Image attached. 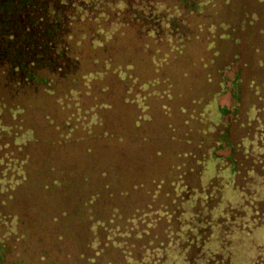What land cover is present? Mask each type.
Returning a JSON list of instances; mask_svg holds the SVG:
<instances>
[{
    "label": "trees",
    "instance_id": "trees-1",
    "mask_svg": "<svg viewBox=\"0 0 264 264\" xmlns=\"http://www.w3.org/2000/svg\"><path fill=\"white\" fill-rule=\"evenodd\" d=\"M171 1L176 18L165 0H0V264H264V0H248L247 13L233 11L238 0L214 4L241 15L218 23L217 41L230 67L243 58L252 72L233 111L216 99L223 91L239 97L240 71L229 88L217 69L206 78L214 91L183 98L184 107L163 104L157 116L146 104L125 107L110 122L111 112L102 119L110 104L96 105L84 110L88 122L76 117L84 127L56 122L47 107L40 117L48 135L35 152L5 141L19 139L14 129L32 130L18 122L28 105L75 87L83 61L100 63L96 53L84 57L85 46L105 55L104 41L118 36L155 45L160 70L170 55L182 58L189 38L178 13L187 6ZM129 68V60L118 66ZM160 70L151 85L171 101L175 87L161 86L174 78ZM30 186L43 195L35 203L20 197Z\"/></svg>",
    "mask_w": 264,
    "mask_h": 264
},
{
    "label": "rangeland",
    "instance_id": "rangeland-1",
    "mask_svg": "<svg viewBox=\"0 0 264 264\" xmlns=\"http://www.w3.org/2000/svg\"><path fill=\"white\" fill-rule=\"evenodd\" d=\"M216 2L218 4L220 0H185V5L183 7H187L184 9V12H187L186 14L189 17L187 19L185 15H182V13H184L183 10L182 12L179 11L178 16L183 22L180 26H182V29L188 34L187 37L189 38V41L187 47L184 49L182 58L178 55V58L173 59V56L170 55L168 59H171V64H169L168 67L162 66L161 70L159 69L160 65H156L155 62L161 60L163 49L156 47L155 45L149 46L147 45L148 43L145 42L141 43V45H133L129 38L118 36L110 42L104 41L108 46L109 51L108 54L103 55L100 53L101 50L99 48L92 50L93 47L88 44L89 46H85L83 51L84 57L88 60L89 57H94V54L96 53L100 63H97V65L94 64L96 67L93 68L92 65L94 61H91V59L86 63L83 61V65L77 74L78 78L76 79L75 87H71L66 93L60 92L52 96L50 99L43 97L34 106L28 105L26 108L28 111L18 114V122L20 121L19 118H22L25 122H28V125H31L33 132L32 130L24 131L21 129H14L13 133L15 134V132H17L19 134V139L14 140V138L9 139V137H6L5 141L16 145L29 144L27 146L28 148L26 147L24 149L27 151L26 153L35 152L38 147V143L36 142L38 136L42 137L43 135H48L47 132H43L44 120L40 117L43 115L42 112H44V109L47 110V107L51 108V113H55L52 117L57 118L55 120L56 122L61 121L64 123L71 122L72 120V122L78 125H80V123L76 121V117L81 123L88 122L90 118L84 117V110L88 109V112H90L91 115L95 110L96 105L110 104L112 108H108L102 114V119H105L111 112L112 117H110V115L107 117H110L108 120L110 122H114L116 118L120 119L121 117H124L123 113L125 112V107L126 110L129 109V107L142 108V105L146 104L151 108L150 113L156 114L155 116L158 115L157 113H161L165 110L164 108H161L163 104H168L171 108L176 109L178 103H181L182 99L185 98L184 93L189 92L190 88L196 90L197 88L204 89L205 87H209L206 78L208 76L207 73H210L212 69L209 67L208 71H206L207 69L204 67L206 65L205 63H207L208 66L210 65L208 63L210 58H213L215 50H220V55H223L220 58L221 61L219 62L218 69L224 68L226 70L224 71V74L227 76V79H230L234 70H230V66L228 65L229 58L224 55L227 49L226 43L224 42L222 44L221 41H217L219 33L218 23L224 22L228 18L241 20V15H230L228 13L230 11L228 6H225L224 3L215 6L214 4ZM238 2L239 3L235 4L237 6H235V8L233 7V11L239 7L240 9H237V11L247 13L249 8L245 9L244 6L249 3L248 0H238ZM174 5L175 3L171 0H165L166 11L168 13L174 12L173 16L176 18L175 12L178 11L176 9L180 8H178V6L177 8H174ZM43 18L46 17L44 16ZM186 19L187 22H185ZM205 28H208L206 32ZM81 42L85 45L84 40H81ZM214 43H217L219 47L215 49L213 47ZM100 46L102 47V45ZM244 49L245 45L243 43L240 46H237L238 53H243ZM158 52H160V54ZM149 53L151 54L149 55ZM163 58L167 59V56L164 55ZM128 60L130 63L134 64V69L129 68L120 71L118 66L125 64ZM149 62H151V64ZM108 63L111 64L107 65ZM236 66L241 68V63H237ZM101 68L106 69L104 70ZM157 70L165 72L167 75L169 71V76L171 75V77L174 78V81L169 82V85L164 84L161 86L162 89L165 85L167 88L171 85L172 87H175L172 91L173 96L171 97V101H169L168 98H163L160 97V95H157V90L160 89V87L158 88L157 82L151 85L152 83L150 81H152V77H157L158 75ZM245 73L246 72L243 69L242 76H244ZM143 82L145 84H143ZM189 95L190 94L186 96L188 97ZM228 95L229 94H226L220 98V104L230 107L232 105L230 102L231 97ZM166 100H168L167 103H165ZM41 106L46 107L42 109ZM37 107L41 110L37 111ZM9 115H11V117L9 118V116H6L7 118L5 119L11 120L16 114ZM56 122H53V127L55 128L58 126ZM123 125L124 124L121 123V127ZM80 126L84 127L83 125ZM6 132L9 131L7 130ZM75 134L77 137L83 136L84 130L79 129ZM12 136L14 135L12 134ZM53 136L54 135L52 134L51 137ZM31 137L32 141H30ZM68 157L69 162L71 163L75 162V158H79L80 156H77L76 153ZM62 160L63 159H58L60 165L62 164ZM64 164H67L66 160L64 161ZM21 193L22 195L20 197L22 201L25 199L27 202L32 203H35L38 199L43 197V195H40L33 186H30L27 192L22 190ZM257 236L262 240L263 255L264 227L262 230H259ZM242 251L243 248L239 247V250H237L236 255L234 256V260L237 261V263H241L244 259V255L241 254Z\"/></svg>",
    "mask_w": 264,
    "mask_h": 264
},
{
    "label": "crops",
    "instance_id": "crops-1",
    "mask_svg": "<svg viewBox=\"0 0 264 264\" xmlns=\"http://www.w3.org/2000/svg\"><path fill=\"white\" fill-rule=\"evenodd\" d=\"M242 43H243V42L240 41L239 44H238L237 46H240ZM243 44H244V43H243ZM219 54H220V53H219ZM240 54H242V53H240ZM224 55L228 56V58L230 57L226 52L224 53ZM222 56H223V55H221V57H222ZM221 57L217 58V57H215V55H214L213 58H212V59H214V60H212V59L210 58V61H209V63H208V64H210V65L208 66L207 63H205L206 65H205L204 68L207 69L206 71H208L209 67L212 69L210 73H212L214 70H217L218 67H219V62L221 61V60H220ZM239 60H240V59H239ZM237 63H241V68H240V67L238 68V67L236 66ZM244 64H245L244 59L241 58L240 61H237V62L234 63V66L230 67V70H231V69L234 70L233 73H232V77H231L230 79H227V76L224 74V71H226L224 68H223V69H219V70H221L222 74H223L224 77L226 78V81H227L226 85H227V87L230 88V87L232 86L233 77H234L235 73L238 72V71H240L241 80L238 82L239 88H238V90H236L237 93L239 92V97H238L237 99H236V98L234 99V95H233L230 91H223V92L217 97V99H216V105H219L221 108H226L228 111H233L235 105H236V106H237V105L239 106V104H242V103L246 100V98H247V89H246V83H247V80H246V77H250L252 72L250 71L249 68H246V66H245ZM193 66H194V64H193ZM243 69H244L245 72H246L244 76H242V75H243ZM228 71H229V69H228ZM207 74H209V72H208ZM210 77H211V76H210ZM213 87H214V86L209 85L208 88H206V87H205L204 89H199V88H197L196 90H194L193 88H190L189 92H185V93H184V94H185V98L187 97L186 95L190 94V96H192V95L195 94V92H198V91H199L200 94H210V93H212V92L214 91V90H212ZM200 90H202V91H200ZM226 94H229L228 96L231 97V99H230V97H229L230 102H231V104H232L230 107H228V106H226V105H222V104H220V98H221L222 96L226 95ZM178 102H179V100H178ZM186 104H187L186 102H184V103H183V102H181V103L179 102V103H178V106H177L176 109L180 108V106H183V107H184ZM238 106H237V107H238ZM237 107H236V108H237ZM212 114H213V113H212ZM212 114H211V115H212ZM213 116H214V114H213ZM229 116H230L229 113H226V115H225L224 117H225V119H227ZM215 122H216V121H215Z\"/></svg>",
    "mask_w": 264,
    "mask_h": 264
}]
</instances>
